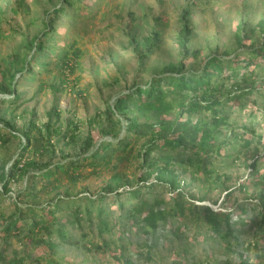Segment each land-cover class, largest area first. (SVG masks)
Returning <instances> with one entry per match:
<instances>
[{
  "label": "trees",
  "instance_id": "1",
  "mask_svg": "<svg viewBox=\"0 0 264 264\" xmlns=\"http://www.w3.org/2000/svg\"><path fill=\"white\" fill-rule=\"evenodd\" d=\"M73 2L62 0L49 20L53 23L70 10L68 6L75 9ZM190 15L185 7L179 31L180 61L163 65L144 84L134 82L111 106L84 121L70 114L64 124H58L62 117L57 100L42 123L33 110L20 126L0 112V150L12 138L18 139L15 153L0 155V264H155L156 256L163 258L160 253L165 250L176 252L172 264H185L186 256L191 257L186 264H233L225 250L239 259L251 248L258 258L264 256L260 248L264 243V153H256L253 127L250 137H242L234 133L229 115L222 114L231 103L243 108L256 84L264 80V32L246 47L248 34H242L246 22L237 24L235 42L246 48L211 52L187 67L183 57L196 58L199 52L189 46ZM42 23V37L26 38L24 48L13 51L4 66L0 64V92L12 101L20 97L18 75L26 73L51 86L43 73L55 77L52 70H57L65 77L80 54L74 42L66 50L53 45L55 51L47 34L56 26L46 20ZM260 27L264 30V22ZM158 42L154 31L143 41L141 57ZM5 101L1 98L0 105ZM62 144L75 151L64 154L61 150L62 157L55 160ZM250 148L254 155L244 164L252 189L245 179L238 183V189L247 194L241 202L237 199L215 210L203 197L197 200L193 193L186 194L187 185L196 181L207 189L222 187L226 205L233 188L225 184L228 175L223 168ZM230 149L233 153H226ZM105 173L108 176L95 195L88 188L71 192L91 174ZM133 231L142 235L137 246L127 239ZM242 234L251 238L242 240ZM204 243L216 244L220 259L206 249L203 257L197 255L196 247ZM65 245L82 251L83 261L65 259Z\"/></svg>",
  "mask_w": 264,
  "mask_h": 264
},
{
  "label": "rangeland",
  "instance_id": "2",
  "mask_svg": "<svg viewBox=\"0 0 264 264\" xmlns=\"http://www.w3.org/2000/svg\"><path fill=\"white\" fill-rule=\"evenodd\" d=\"M74 0L70 10L59 16L53 23L50 17L54 18L53 7L62 5V0H0V64L4 66L5 59H8L13 51L24 48L23 43L27 38L40 36L43 30V20L56 26L54 32L47 34L50 45L65 50L69 44L74 42L80 54L75 59L73 70L62 77L57 70L52 74L43 73V80L50 82L51 86L39 83L26 73L17 76V93L20 97L12 101L10 95L0 92V99L6 101L0 105V112L5 119L13 121L18 126L22 125L29 113L33 110L38 123L47 119L46 112L54 101H58L61 109V120L58 124H64V117L74 114L76 118L84 121L87 117L93 116L96 111L103 110L106 105H112L115 98L123 91H127L135 83L144 84L151 76L159 74L160 68L170 62H179L182 58L179 45V31L184 21L181 15L185 7H189L190 33L187 34L191 49H198L196 58L183 57L186 66L199 63L204 55L211 52L223 53L225 49L246 48L252 39L259 38L264 32L260 23L264 22V0ZM78 6V7H77ZM66 7V8H68ZM80 7V8H79ZM245 23L242 34L247 33L244 38L246 47H239L235 42L237 24ZM263 26V25H262ZM52 27V25H51ZM254 28L251 32L249 29ZM159 34V46L153 48L146 56L141 57L143 41L146 37H152V33ZM54 47V46H53ZM54 47L55 51L57 50ZM29 58V55H28ZM55 59V56L52 57ZM40 66H36L38 71ZM264 74V70H263ZM34 77V76H33ZM42 84V85H41ZM53 85V86H52ZM62 87L63 90L55 91L54 88ZM11 100V101H10ZM245 105L240 108L236 103L226 105L222 114L229 115V122L233 125L234 133L242 137H250L249 128L255 130V142L258 152L264 153V80L256 84L254 92L244 101ZM171 116L172 113H170ZM1 127V124H0ZM97 125H92V130L97 134ZM2 128V131H6ZM86 132L85 126L80 130ZM259 137V138H258ZM18 139L12 138L3 152L13 154L16 151ZM56 151L54 159L62 157V152L73 153L74 148L66 147L63 144ZM226 153H233V150H225ZM227 155V154H225ZM254 150L251 148L241 154L234 164H227L223 170L228 178L225 184L233 194L230 201L223 205L224 188L207 189L199 182L187 185L186 194L193 193L196 199H202L206 204L211 205L215 210L228 207L234 200L241 202L246 193L238 189V183L246 178L248 168L244 159L251 162ZM260 164L259 170L263 167ZM108 176L91 174L86 180L80 181L71 188V192L83 191L88 188L90 193L100 190L104 179ZM246 184L252 189L251 181ZM66 187L64 184L61 191ZM236 187V188H234ZM168 197V193H164ZM253 202L256 199L253 198ZM198 202V201H197ZM12 209L11 203L7 206ZM8 208V209H9ZM249 216L253 211L249 209ZM77 234V231H75ZM127 239L133 240L137 246L139 238L142 237L139 231L130 232ZM251 234H242V240H248ZM1 244V242H0ZM13 246H19L15 240ZM178 244V242H175ZM195 252L200 257L204 256V249L210 250L212 256L220 259V248L216 244L204 243ZM264 251V243L261 244ZM133 251L136 248H132ZM227 255L232 256L233 264H240L241 261L247 264H264V256L258 258L254 248L244 250V257L233 256L230 250H225ZM175 251H162L156 256L155 264H172L176 256ZM224 253V255H225ZM63 255L65 259L79 263L83 261L84 254L76 247L65 245ZM135 258V255H133ZM183 258L184 263H190L191 257ZM212 258V257H211Z\"/></svg>",
  "mask_w": 264,
  "mask_h": 264
}]
</instances>
